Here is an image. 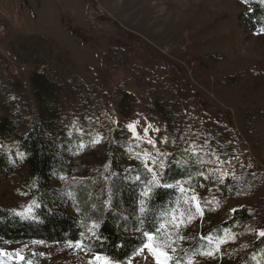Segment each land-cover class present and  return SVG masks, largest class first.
Listing matches in <instances>:
<instances>
[{
    "label": "rangeland",
    "instance_id": "1",
    "mask_svg": "<svg viewBox=\"0 0 264 264\" xmlns=\"http://www.w3.org/2000/svg\"><path fill=\"white\" fill-rule=\"evenodd\" d=\"M255 2L264 7L261 0H248L247 4L241 0H0V115L7 114L17 123L26 124L18 135L31 123L40 124L49 140L61 147L62 167L53 178L52 186L63 198L73 196L78 184L87 178L94 181L109 172L124 178L144 164L160 172L161 164L176 148L179 104L174 95L149 92L140 78L119 69L107 88V97L114 104L115 127L98 119H91L89 128H83L77 120L67 124L63 120L60 85L55 74L61 64L42 57L23 61L11 49L16 37L19 34L50 37L68 56L72 71L86 83L93 80L86 67L95 66L99 51L117 44L130 46L144 54L142 66L151 68L168 62L177 65L200 91L207 111L219 107L236 116L238 92L247 81L242 70L257 62L264 69V33L252 31L242 17ZM92 36L99 37L98 48L83 40ZM199 52L207 54L217 65V70L208 68L210 82L213 84L219 77L226 86L219 90L207 87L206 76L201 75L202 70L192 57ZM255 96L254 112L248 117L251 139L243 137L228 162L234 169L259 179L264 174V113L257 110L264 106V85ZM129 124L135 125V131L128 128ZM149 140L153 143L149 144ZM5 148L19 154L11 139ZM209 172L214 184H205L202 176L180 182L186 189H194V193H181L178 183L173 185L176 188L174 205L165 213L170 216L175 211L179 220L180 213L184 212L185 217L179 229L169 223L157 235L159 245L160 237L171 233L168 239L175 243H169L165 250L171 254V249L176 248L173 255L179 254L181 264H187L189 259L193 264H226L229 258H241L251 251L250 240L254 234L264 230V204L256 196L250 199V204L256 210L258 224L246 220L228 228L216 227L218 216L241 202L221 195L217 182L230 175L221 161L216 160ZM143 173L142 182L129 189L135 200L128 209L135 212L140 192L151 179ZM4 182L3 203L17 213L31 208L26 214L30 215L36 203L29 179L20 170H13ZM259 192L264 198V185ZM192 194L200 198L203 216L195 213L194 205L185 203ZM117 195H113V202ZM165 213L159 223L166 219ZM93 223L97 222L83 225L84 233L89 232ZM212 226L216 227L214 235L202 236L201 229ZM195 233L196 240H202L189 248ZM0 249L9 253L19 251L26 258L21 262L13 256H0V264H89L96 255L76 248L71 241L25 240L8 243ZM206 252L214 254L201 255ZM129 260L133 264H154L146 252L140 258L132 255L120 264H128ZM253 264H264V249L253 254Z\"/></svg>",
    "mask_w": 264,
    "mask_h": 264
},
{
    "label": "trees",
    "instance_id": "2",
    "mask_svg": "<svg viewBox=\"0 0 264 264\" xmlns=\"http://www.w3.org/2000/svg\"><path fill=\"white\" fill-rule=\"evenodd\" d=\"M242 17L252 31L264 27V7L259 3H252ZM83 40L96 48L100 46L97 36ZM11 49L16 50L17 55L25 62L42 57L43 60L61 64L55 74L60 85L59 101L63 120L67 124L77 120L83 128H89V121L98 119L115 127L114 104L107 97V88L113 74L119 69H126L132 77L140 78L149 92L174 95L179 104L176 148L167 155L163 169L159 168L160 178L163 182L174 185L183 180H194L203 173L205 184H214L209 168L219 160L223 169L230 172L229 176L217 182L222 197L241 203L220 214L216 227L219 225V228H228L236 222L246 220L258 224V216L250 199L256 196V200L264 204V198L259 196V190L264 185V174L255 179L248 172L234 169L228 160L235 155V149L243 142V137L251 139L252 130L248 117L254 112L255 95L264 85L261 62L242 70L247 81L239 89L237 112L233 116L229 110L219 107L207 111L200 91L177 65L168 62L167 65L151 68L142 66L140 62L145 60L144 54L127 45L117 44L98 52L99 61L94 67H86V71L93 76L91 83H86L72 71L66 53L48 36L19 34ZM192 57L202 70L201 75L206 76L204 83L207 87L219 90L227 85L218 76L216 82H210L208 68L211 67V71H214L217 70V65L207 54L199 52ZM1 61L8 65L6 60ZM257 111L264 113V106ZM25 125L17 123L7 114L0 115V247L25 240H81L84 250L120 263L134 255V251L141 247L144 240L143 232L155 231L161 220L160 216L174 205L176 188H156L148 200V210L143 216L139 205L136 212L135 209H128L135 200L129 189L142 182L143 171L151 177L144 164L139 169H132L124 178H118L112 172L97 176L94 181L87 178L78 184L73 196L63 198L52 186L53 178L62 167L61 147L49 140L44 128L38 123H31L24 133L18 135L19 129L25 128ZM9 139L17 146L19 154L6 150ZM13 170H20L29 179L30 191L36 203L30 215H19L1 199L5 178ZM137 176L141 177L139 181L135 179ZM113 195L118 197L114 202ZM105 201L109 203L105 204ZM232 209L236 211L233 212ZM141 219L143 224L140 223ZM92 221L99 224V228L94 230L95 236L90 232L84 233L83 230V225ZM203 221L204 219L201 220ZM216 227L201 229L202 236H213ZM81 233L84 235L81 236ZM195 237L196 233L190 238L189 248L202 240H196ZM250 244L251 251L244 253L241 258H229L225 261L226 264H253V254L264 249V237L255 233Z\"/></svg>",
    "mask_w": 264,
    "mask_h": 264
},
{
    "label": "snow or ice",
    "instance_id": "3",
    "mask_svg": "<svg viewBox=\"0 0 264 264\" xmlns=\"http://www.w3.org/2000/svg\"><path fill=\"white\" fill-rule=\"evenodd\" d=\"M242 3L247 4L248 0H241ZM261 3H264V0H261ZM260 32L264 33V27L260 28ZM128 128L130 130L135 131V125L129 124ZM149 144L153 143L151 140L148 141ZM147 171L151 174V179L147 180L144 184L143 190L140 192V197L141 199L138 201L139 203V211L141 215L143 216L147 210H148V200L152 197V194L156 188H172L173 185L165 183L162 181L160 178L161 173L155 171L152 167H148L145 165ZM163 164H161V169H163ZM201 176H203V173H200ZM205 179H210V177H204ZM137 181L141 179V177L137 176L135 177ZM177 186L179 187V190L181 193H185L186 191H191L194 193V189H186L185 187L180 185V182H178ZM108 201H105V204H108ZM186 204H192L194 205L195 213L200 214L203 216L204 214V209L201 205L200 198L192 194L190 196V199L185 200ZM231 211L235 212L236 209H232ZM31 212V208L25 209L23 213H19V215L25 216L26 214ZM189 213H191V210H189ZM166 219L159 223L158 226L155 227V231H144L143 232V237L144 240L141 244V247L137 248L134 251V255L137 258H140L142 253H147L149 255V258H151L154 261V264H172L173 261H175V264H181V260L179 257L173 255L174 253L177 252L176 248L171 249V254L169 251L165 250L168 246L169 243L174 244L175 241H169L168 237L171 235L170 232L166 233L164 236L160 237L161 243L158 245L157 244V235L164 232L165 229L169 227V223H171V227L175 229H179L180 227V222L183 221L185 217V213L181 212L179 216V220L176 216V212L173 211L170 216L168 213H165ZM140 223L143 224L144 221L141 219ZM99 228L98 223H93L91 228L89 229V232L95 236V229ZM140 229H137L139 231ZM84 233H81V236H83ZM259 235L261 237H264V230H261L259 232ZM221 243H224L225 241L221 240ZM69 246H72L71 243ZM75 247L78 249H82L84 247L83 242L81 240L75 241ZM214 253L213 252H206V253H201V255H207L211 257ZM0 256H13L15 260L17 261H24L26 258L20 254L19 251H16L15 253H9L5 252L3 249H0ZM89 264H120L119 261L115 259H109L107 256H102L100 254H96L91 261H89ZM128 264H133L132 260H129ZM187 264H193L192 260L189 259L187 261Z\"/></svg>",
    "mask_w": 264,
    "mask_h": 264
}]
</instances>
